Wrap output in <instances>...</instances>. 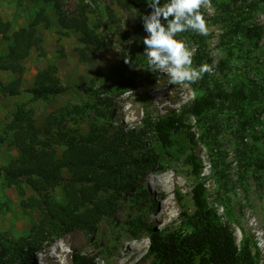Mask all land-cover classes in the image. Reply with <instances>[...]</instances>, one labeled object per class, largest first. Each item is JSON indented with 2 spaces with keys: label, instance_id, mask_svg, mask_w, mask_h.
<instances>
[{
  "label": "rangeland",
  "instance_id": "obj_1",
  "mask_svg": "<svg viewBox=\"0 0 264 264\" xmlns=\"http://www.w3.org/2000/svg\"><path fill=\"white\" fill-rule=\"evenodd\" d=\"M251 2L258 8L234 16L232 25L219 20L226 10ZM56 6L64 14L87 8L89 28L105 46L85 47L79 42L80 33L62 31ZM201 11L208 34L188 31L176 37L193 50V66L208 62L213 68L211 88L242 89L248 96L257 95L264 108V0H207ZM150 12L149 6L124 10L115 0H0V18L11 24V31L0 36V59L12 50L13 34L28 25L36 28L41 39V49H33L22 62L20 95H0V170L8 169L20 155L7 128L19 110L38 129L39 147L53 151L57 159L69 139L134 131L143 138L132 152V160L148 165L114 212L101 219L93 235L73 231L44 243L29 264H72L75 253L92 264H151L146 257L150 232H177L180 214L194 211L192 191L200 183L237 246L249 239L252 253L259 255L258 264H264V170L256 167V160L264 162V140L241 136L237 117L223 107L198 119L186 117L187 127L174 134L166 148L156 140L147 125L181 110L202 97L203 91L186 82L169 84L166 73L149 68L143 53L147 33L142 17ZM252 29L258 37L247 36ZM118 72L135 88L116 86ZM16 78L0 71L5 87ZM50 83L65 91L47 99H34L29 93ZM260 123L257 135L264 134V114ZM243 147L245 155L240 154ZM62 175L66 182L50 188L42 187L35 178L9 183L0 177V249H18L19 241L40 225L43 212L33 208L32 201L67 206L64 186L72 183V175L66 170Z\"/></svg>",
  "mask_w": 264,
  "mask_h": 264
},
{
  "label": "trees",
  "instance_id": "obj_2",
  "mask_svg": "<svg viewBox=\"0 0 264 264\" xmlns=\"http://www.w3.org/2000/svg\"><path fill=\"white\" fill-rule=\"evenodd\" d=\"M124 10L147 8V0H115ZM258 8L257 3H247L242 7L226 10L219 20L232 25L233 17L251 13ZM57 23L66 34L80 33L79 42L85 46L103 48L105 43L90 30L88 10L80 7L73 14H64L56 6ZM48 24L46 18L38 16ZM11 31V24L0 18V36ZM254 29L247 36L258 37ZM12 50L0 59V71L17 76L7 87L0 82V95L17 97L20 95L26 60L33 49H41V39L33 25L16 31L12 36ZM84 59V54H81ZM208 63V62H207ZM209 64V63H208ZM222 64V63H221ZM198 61L195 67H199ZM223 65V64H222ZM116 86L135 88L132 81L123 74H116ZM210 73H205L199 81L188 83L193 89L203 91L202 97L168 113L147 125L156 140L163 147L172 143V136L181 132L186 125V117L201 118L219 107L231 110L238 120V133L246 134L255 142H262L264 134L257 135L264 108L257 95L248 96L242 89L230 92L220 86L210 87ZM65 91L55 83L38 85L29 90L34 99H47ZM13 134V143L19 150V158L11 166L0 170V177L14 183L23 178H35L44 188L59 187L66 182L63 171L72 175V183L64 186L67 206L57 203L32 201L33 208L43 212L39 226L31 230L27 239L19 241L20 247L11 251L0 249V264H29L41 245L73 231H81L86 236L95 233L101 219L111 215L121 197L137 183L143 169L148 166L143 160H132L134 152L143 136L134 131L116 134L113 137L88 135L76 141L65 142V150L60 159L53 151L39 147V133L33 121L23 110H19L7 126ZM242 148L240 154L245 155ZM256 167L264 170V162L256 160ZM84 189V191H83ZM86 189V190H85ZM193 213L180 214V228L177 232H150L149 249L146 257L151 264H258L259 255L253 254L252 243L246 239L238 247L229 226L223 222L216 209L207 200L204 184L200 183L192 191ZM228 214V212H226ZM229 216H225L228 218ZM72 264H92L81 254L72 255Z\"/></svg>",
  "mask_w": 264,
  "mask_h": 264
},
{
  "label": "clouds",
  "instance_id": "obj_3",
  "mask_svg": "<svg viewBox=\"0 0 264 264\" xmlns=\"http://www.w3.org/2000/svg\"><path fill=\"white\" fill-rule=\"evenodd\" d=\"M151 12L142 17L144 55L153 71H162L169 77V84L195 83L213 68L208 63L193 66V50L176 37L180 33L208 34V27L201 9L207 0H147ZM163 21V22H162ZM125 63H129L125 57Z\"/></svg>",
  "mask_w": 264,
  "mask_h": 264
},
{
  "label": "bare ground",
  "instance_id": "obj_4",
  "mask_svg": "<svg viewBox=\"0 0 264 264\" xmlns=\"http://www.w3.org/2000/svg\"><path fill=\"white\" fill-rule=\"evenodd\" d=\"M162 189H163V187H162V186H160V187H159V189H158V190L160 191V192H159V195H161V194H162V192H163V190H162ZM42 264H43V263H42Z\"/></svg>",
  "mask_w": 264,
  "mask_h": 264
}]
</instances>
